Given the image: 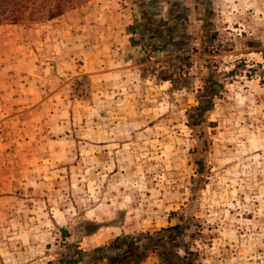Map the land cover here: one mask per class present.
<instances>
[{
    "label": "rangeland",
    "instance_id": "1",
    "mask_svg": "<svg viewBox=\"0 0 264 264\" xmlns=\"http://www.w3.org/2000/svg\"><path fill=\"white\" fill-rule=\"evenodd\" d=\"M66 1L0 22V264L177 224L174 255L264 264V0Z\"/></svg>",
    "mask_w": 264,
    "mask_h": 264
},
{
    "label": "trees",
    "instance_id": "2",
    "mask_svg": "<svg viewBox=\"0 0 264 264\" xmlns=\"http://www.w3.org/2000/svg\"><path fill=\"white\" fill-rule=\"evenodd\" d=\"M66 2V0H0V22L10 21L11 23H17L27 12L31 18L35 15H40L53 19L62 14ZM199 109L200 107L195 110ZM193 117L195 116L191 115V118ZM181 228L182 225L177 224L173 227L162 228L153 234H143L141 237L146 240V243L139 249H134L127 244L129 237H117L110 247L96 248L91 253V258L96 261L106 259L105 253L110 251L112 255L110 254L107 260L111 264L116 262L137 263L141 262L146 254L151 252V249L157 251V244L159 243L163 248L162 251L158 250L161 264H195L193 257L196 253L183 248V256L174 255L170 244L164 242L167 233L175 230L178 231ZM149 240L154 241V243L148 244Z\"/></svg>",
    "mask_w": 264,
    "mask_h": 264
}]
</instances>
